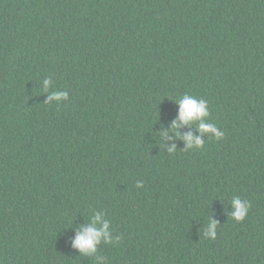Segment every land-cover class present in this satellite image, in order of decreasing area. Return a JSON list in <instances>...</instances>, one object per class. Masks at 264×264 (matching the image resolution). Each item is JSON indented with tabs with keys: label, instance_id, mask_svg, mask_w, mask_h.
Segmentation results:
<instances>
[{
	"label": "trees",
	"instance_id": "1",
	"mask_svg": "<svg viewBox=\"0 0 264 264\" xmlns=\"http://www.w3.org/2000/svg\"><path fill=\"white\" fill-rule=\"evenodd\" d=\"M185 94L222 139L171 131ZM95 214L121 240L88 256ZM97 256L264 264V0H0V264Z\"/></svg>",
	"mask_w": 264,
	"mask_h": 264
},
{
	"label": "clouds",
	"instance_id": "2",
	"mask_svg": "<svg viewBox=\"0 0 264 264\" xmlns=\"http://www.w3.org/2000/svg\"><path fill=\"white\" fill-rule=\"evenodd\" d=\"M51 76L43 81V89L48 91L51 87ZM49 99H55L57 101L67 100V91H53L49 95ZM179 105L178 121L173 122L171 125V131L177 135V137L183 139L186 144V149H199L204 146V140L200 137L194 136L191 132L183 134L181 136L179 129L182 126L195 124L201 135H209L216 140H220L224 137V132L217 128L214 123L208 122L210 117L208 101L203 98H197L196 96L185 94L179 99L175 100ZM166 147V146H165ZM168 153L175 152V146L171 149H166ZM137 187H142L143 182L138 181ZM233 211L231 217L237 222L243 221L249 209L251 208V202L248 200H241L240 197L235 196L231 200ZM111 221L104 219L102 214H95L91 220L89 227H82L78 232L76 238L73 241V247L77 248L81 253L92 256L97 253V245L100 244L103 239L105 244H116L121 240L120 236L113 237L109 232ZM217 222L210 220L207 228L204 231V236L209 239L216 238ZM97 260L100 264H107V260L103 256H97Z\"/></svg>",
	"mask_w": 264,
	"mask_h": 264
}]
</instances>
